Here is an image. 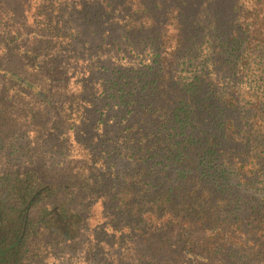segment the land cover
<instances>
[{
  "label": "trees",
  "instance_id": "16d2710c",
  "mask_svg": "<svg viewBox=\"0 0 264 264\" xmlns=\"http://www.w3.org/2000/svg\"><path fill=\"white\" fill-rule=\"evenodd\" d=\"M146 48L139 69L102 59ZM68 57L88 58L79 91ZM253 66L249 86L264 88V0H0V74L13 83L0 148L19 151L8 140L34 123L51 152L84 157L63 177L62 161L3 173L0 264H66L84 244L93 262L108 246L131 264H264V90L239 88ZM84 200L103 208L93 230Z\"/></svg>",
  "mask_w": 264,
  "mask_h": 264
},
{
  "label": "rangeland",
  "instance_id": "374dc122",
  "mask_svg": "<svg viewBox=\"0 0 264 264\" xmlns=\"http://www.w3.org/2000/svg\"><path fill=\"white\" fill-rule=\"evenodd\" d=\"M124 22V21H121ZM125 24V23H123ZM164 31L168 32L167 35V39L169 41L173 40V36L175 34L174 32V24H176V21H165L164 23ZM112 51H103L102 52V59L103 60H112V62H117V64H120L122 66L123 69L126 70H131L132 68L135 69H139L141 67H143L146 64L151 63L152 60V50L149 48H146L144 51L138 52L137 50L132 51L131 53H125L120 51L118 54L114 53ZM71 58V66L68 67L64 62L65 65V69L67 71V77L70 79V88L71 91H79V89L81 88V82L83 81V76L85 74H88L89 72H85L83 70V67H85L88 63V58H81V60H76L73 57H68ZM77 62L79 63V65L77 64ZM5 66L8 67L10 65H12L14 67V69L17 67L19 68L21 65L19 63V59H13L7 62H4ZM256 71V67L253 66L251 72H249L248 76L244 77V82H241L239 85L240 89H246L249 91H255L257 90L258 92L264 90V88H259L257 86H249L251 82H253L254 80V76H252V73H257ZM88 76V75H87ZM86 76V77H87ZM177 77H180L181 80H189V78L191 77V69L186 68V67H180L178 72L176 73ZM7 78V80H6ZM13 84L12 81L5 76L4 74H0V90L4 91L5 87H7V85ZM20 95H16V98L19 101H23L24 103L28 102L31 106V103L33 102L30 97L27 96V93L25 92V90H27L28 88H20ZM24 91V93L22 94V92ZM100 93V92H99ZM101 94V93H100ZM24 95V96H23ZM158 95V93H157ZM164 98H159L157 100V103L159 105L163 104L164 102ZM34 104V102H33ZM114 111L112 112H107V115L109 116L110 120H113V122L118 121L119 119L116 116L117 110L118 108L114 105ZM14 108L17 110V107L14 106ZM120 114V113H118ZM55 113L52 111V113L50 114L48 120H50V124H49V128L51 127V125L54 122V118H55ZM34 123H22L21 126L18 127L19 132H15L14 135L12 136V138H10L8 140V143L12 145V143L16 142L17 143V148H19L18 150H15V152H11L12 147L7 145V146H2L0 148V177L3 175V173L9 172V171H13V170H18V169H25L27 168V166H29L30 163H34L35 165L39 166V167H44L46 169H49L51 164L53 163L54 165V161H62V165L58 166L57 168H62L63 166H66V169L64 171H62L61 177H63L65 175V173H67L70 169H72V167L75 165V163H77L78 160H84L83 157V152L79 150V147H75L74 145L72 146H65V144H63V148L59 149L55 148L56 151L58 152H51L50 149L52 147V145L57 144V140H54L51 144L48 143V135H49V131L46 132H42V136L37 137L34 133L36 132V128L33 126ZM56 125V124H55ZM17 130V129H16ZM53 131V130H51ZM47 136V142L44 141V138ZM47 144H50L49 146ZM47 148V152H46V157L45 156H41V154L45 151L46 147ZM65 146V147H64ZM28 147L31 148V150H33L35 148L36 151H33L30 155L29 153L27 154V156H24L23 151H25ZM69 148L70 150V156L65 155V151ZM45 154V153H44ZM54 155H57L58 159H54ZM69 157V158H68ZM70 166V168L68 167ZM52 169L54 171V166H52ZM51 170V169H50ZM50 171H47V173H49ZM85 196V193H80L79 194V199H81L82 197ZM85 201V200H84ZM85 211L87 213L88 219H89V225L91 226V229H95V227L97 226L98 222L100 220L103 219V208L101 207L100 204L97 203V205H92V206H87L86 201H85ZM91 230L89 229L88 233H90ZM89 245H80L78 246V250L76 252L70 250V249H66L64 252H62V256L61 259H64V262L66 264H110V262H114L115 264H131V261H129V255H127L126 253H123V261H119L118 259H116V261H114L113 259V255L117 256V253L114 254H110L109 250L110 248L108 246H106V250L104 255L102 256H98L97 259H95V262H93V253L94 250L89 247ZM116 250V249H115ZM102 259V260H101ZM136 260V259H135ZM135 262V261H134ZM136 264V263H134ZM138 264V263H137Z\"/></svg>",
  "mask_w": 264,
  "mask_h": 264
}]
</instances>
